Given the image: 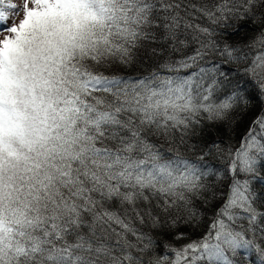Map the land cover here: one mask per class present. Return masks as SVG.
Instances as JSON below:
<instances>
[{
    "label": "snow or ice",
    "instance_id": "snow-or-ice-1",
    "mask_svg": "<svg viewBox=\"0 0 264 264\" xmlns=\"http://www.w3.org/2000/svg\"><path fill=\"white\" fill-rule=\"evenodd\" d=\"M0 264H264V0H0Z\"/></svg>",
    "mask_w": 264,
    "mask_h": 264
}]
</instances>
